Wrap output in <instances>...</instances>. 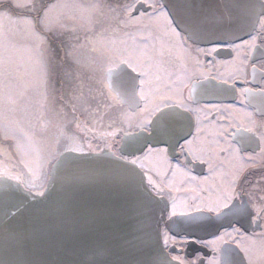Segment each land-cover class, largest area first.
<instances>
[{"label":"snow or ice","instance_id":"6c2138e0","mask_svg":"<svg viewBox=\"0 0 264 264\" xmlns=\"http://www.w3.org/2000/svg\"><path fill=\"white\" fill-rule=\"evenodd\" d=\"M68 7L81 9L79 17L70 19L86 22L87 31L93 32L97 23L101 30L70 48L67 58L80 67H90L78 49L91 45L90 51L102 52L107 77L123 74L130 82L125 95L114 94L101 79L99 88L85 92L79 83L68 100L63 91L57 97V79L61 85L65 79L79 81V72L75 77L70 72L61 75L44 56L51 40L77 30L75 24L65 23L64 13L58 11ZM5 24L32 42L34 55L23 70L13 56L14 45ZM222 52L230 59L217 60ZM202 57L211 59L205 62ZM220 66L229 71L219 72ZM249 67L253 78L257 71L264 73V13L257 24L238 36L222 30L186 0L178 6L172 0L116 4L97 0L71 6L50 0H0V135L16 140L17 150L27 157L22 162L32 176L28 189L35 199L45 193L36 190L41 165L40 156L32 155L34 145L49 142L53 136L74 139L70 136L73 132L92 133L95 139L100 132L109 153L122 161V166H132L126 168L128 177L133 182L140 178L137 206L151 209L163 203L159 223L166 230L156 233L157 240L163 239L159 264H204L198 249L190 260L170 254V249L183 251L189 243L186 237L195 231L221 229L224 220L238 216H250L251 238L233 228L218 236L213 232L210 241L196 238L193 243L211 247L214 253L227 251L236 256L227 264H264V109L257 117L225 102L233 94L243 96L251 91L237 87L238 80L249 83ZM197 73L210 88L200 96L194 95L195 90L185 95L188 82ZM125 103L131 111L124 108ZM82 114L91 121L89 126L80 120ZM177 122L182 126L176 127ZM114 145L120 147L113 151ZM88 148L91 150L90 143ZM65 151L84 154L82 146ZM197 166L208 175L194 174ZM257 170L258 179L251 183L249 177ZM173 193L189 195L181 198ZM173 229L184 237L177 240L176 234L170 235ZM141 231L150 236L145 229ZM207 264L221 261L214 256Z\"/></svg>","mask_w":264,"mask_h":264},{"label":"water","instance_id":"95a60500","mask_svg":"<svg viewBox=\"0 0 264 264\" xmlns=\"http://www.w3.org/2000/svg\"><path fill=\"white\" fill-rule=\"evenodd\" d=\"M233 2L237 15L223 21V30L232 24L241 36L264 2ZM122 165L108 150L65 151L51 166L45 196L35 199L20 182L0 177V264H159L161 204L139 208L140 178L133 182L126 173L132 166Z\"/></svg>","mask_w":264,"mask_h":264},{"label":"flooded vegetation","instance_id":"af4514ba","mask_svg":"<svg viewBox=\"0 0 264 264\" xmlns=\"http://www.w3.org/2000/svg\"><path fill=\"white\" fill-rule=\"evenodd\" d=\"M50 2L63 4V0H50ZM95 2H97V0H76L74 1L73 4L88 5V4H92ZM100 2L108 3V4H116L118 2L122 3L124 2V0H100ZM172 2L178 6L181 2H185V0H172ZM186 2L194 5L198 11L210 16V18H212L214 22L218 23L219 27H221L222 30H223V21L224 20L233 21V19L237 15V7H235L233 0H186ZM261 14L259 15V17L261 16ZM73 15L74 16H70V17L80 16L76 13H73ZM259 17L255 24L258 23ZM65 22H69V25L75 24L77 30L70 31V32H63L58 36V38L51 40L49 44L46 46V50L48 51H45L44 53L45 59H49L53 54L51 50H54L57 53V56H54V64L57 66L59 73L61 75L63 74V72H70L72 76L75 77L77 72H79V75L81 77L83 76L84 78L85 76L87 77V81L91 85L90 88L91 87L95 88V86H98L99 88L100 86L99 81L101 79H104V82L108 85V87L113 91L114 94L125 95L127 92H129L130 82L128 81L127 77L123 74H113L111 77H107L106 57L102 52L90 51L92 47L91 45H88V47L85 49H78V55L82 59H84L86 62H90V67H80L79 65L75 64L71 58H67V53L70 48H73L79 44L85 43V38L86 37L91 38L93 35V32H99L101 30V26L97 23L93 27V32H89L87 31V24L84 21H80V20L74 21L70 19V20H66ZM231 27H233L232 24L227 25L226 26L227 30L225 31L231 32L229 30V28ZM241 36H243V34H241ZM244 38L246 39L247 37L245 36ZM199 46L208 48L211 45L200 44ZM33 55H34V52L32 50V56ZM192 55H196L194 50L192 52ZM62 58H63V63H61ZM202 59H204L205 62H207V60H210L211 57H207V58L202 57ZM228 59H230V56L224 52H222L219 56H217V60L219 61H225ZM228 71L229 69L227 68V66L219 67V72L221 73H227ZM83 72H86L87 75ZM262 77H264V73L257 71L255 74V78H253L252 69L249 67L248 68L249 83L245 85V84H242L241 81L238 80L237 87L251 89V91H245L243 96L233 94L225 102L233 104L239 110L251 112L255 114L257 117H259L261 110L264 109V92H261V89H264V78ZM197 80H200V83H197ZM65 81L69 82L70 84ZM65 81L64 82L69 85L68 88L65 83L61 85L59 83V79H57L56 86H58L57 87L58 91L56 95L59 96L60 91L64 90L65 100H68L69 99L68 94L71 92L73 86L78 85L79 83L75 79H72V80L65 79ZM209 88H210V83L207 81H203L199 73H197L188 82V88L185 90V95L188 94L189 90H195L194 95L200 96L204 94V92ZM107 90L108 89H105V91ZM63 102L64 101L60 103H63ZM57 107H59V104L57 105ZM124 108L131 111L130 105L128 103L124 104ZM67 110L71 112L70 108H68ZM85 117H86V114L80 115V120L85 126H89L91 124V121L86 120ZM181 126H182V123L177 122L176 127H181ZM72 127L74 128V125ZM78 135H79V139H78V142H76L77 147L82 146L84 152H88V151L98 152L101 150H108L107 147L105 146V139L100 132H97L95 134V139L92 138L93 137L92 133H80ZM81 137H84V138L82 139ZM89 143L91 144V150H89L88 148ZM119 147H120L119 145H114L113 151H116ZM66 148H64L62 152H64ZM57 157L54 159V161L57 159ZM179 159H182V158H179ZM172 163L175 164L176 160H173ZM194 174H198L201 176L208 175L206 171L202 170L201 166H197ZM258 175H259V172L257 170L256 174L249 177L250 182L255 183L256 180L258 179ZM0 176H6V175L0 174ZM209 183H211V180H209ZM173 195H177L181 198H184L186 195H189V194L173 193ZM161 207H163V203H161ZM249 211H251V209H249ZM223 225L224 227L221 229H205V230L195 231L192 235L186 237L189 243L184 247L183 251H180L178 247H172L170 249V254L184 255L186 259L190 260L194 257L195 250L198 249L203 259L204 264H207L208 260L212 259L214 256L220 259L221 264H225L229 260L236 259V256L229 254L227 251H223L221 253H214L211 247H202L200 243H193V240L196 238H199L202 241H210L214 239V236L212 235L213 232H215V235L218 236L223 231L231 232L233 228H239L240 232L243 235H245L246 237H250V238L252 237L253 225L251 224L250 216L249 217L238 216L232 219L224 220ZM159 229H160V232L165 231L166 230L165 225L163 223H159ZM256 231L259 232L260 229H256ZM169 234L170 235L176 234L177 240L184 237L183 232H179L177 234V230L175 229H173V232ZM161 243L163 245L162 237H161ZM232 247L234 248L235 245L233 244ZM236 251L238 252V250Z\"/></svg>","mask_w":264,"mask_h":264},{"label":"rangeland","instance_id":"374dc122","mask_svg":"<svg viewBox=\"0 0 264 264\" xmlns=\"http://www.w3.org/2000/svg\"><path fill=\"white\" fill-rule=\"evenodd\" d=\"M74 1L76 0H63V4H67L69 6L76 5L73 4ZM78 5H82V4H78ZM58 11L64 13L65 21L70 20V16H74L73 13L81 15V9L79 8H74L73 10V7H68L66 9H60ZM65 23L69 24V22H65ZM5 32L11 35V39L14 45L13 56L21 66V69L23 70L28 65L30 57H32V42L23 34V32L17 30L13 26L5 24ZM51 51L53 52V54L49 58V60L54 62V56H57V53L54 50ZM83 73L87 75L86 72ZM67 83L65 84L67 85L68 88L69 85ZM78 83H83V85L86 86L84 87L85 92H87V90L91 86L87 81L86 76L84 78V76L81 77L79 75ZM57 87L58 86H56V88ZM95 88H98V86H95ZM57 97L59 96L57 95ZM70 136L74 137V139L61 137L57 140L53 136L49 142L37 143L34 145L32 155L34 156L38 154L40 156V165H41L38 171V176L36 178V184L38 186L36 190L42 191L44 189L46 185V181L48 179L51 165L54 159L63 151V149L66 147L77 146L76 142H78L79 135H76L73 132L70 133ZM25 159H27L25 154L17 150L16 140L11 138L6 139L2 135H0V174L6 175L7 177L9 176L18 177L19 179H14V180L19 181L22 185H24L28 189V185L29 182L32 180V176L29 174L28 169L25 168L24 163L22 162Z\"/></svg>","mask_w":264,"mask_h":264}]
</instances>
